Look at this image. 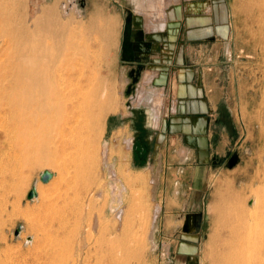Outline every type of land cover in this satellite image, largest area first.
<instances>
[{"label": "rangeland", "instance_id": "obj_1", "mask_svg": "<svg viewBox=\"0 0 264 264\" xmlns=\"http://www.w3.org/2000/svg\"><path fill=\"white\" fill-rule=\"evenodd\" d=\"M201 2L84 0L81 5V0H25L23 9L28 11L29 19L41 15L46 5L53 6L61 19L81 28L89 25L97 13L114 17L116 44L108 48L106 56L100 57L102 60L92 57L90 63L92 66L97 62L101 67L97 72L102 73L111 86L115 84L119 105L116 112L107 115L99 141V167L91 183L99 187L91 201L89 195L83 198L82 194L83 207L79 208L78 217L68 218L65 228L58 225L59 214L54 210L60 200L55 199L59 184L67 174L63 162L34 169L18 166L13 177L0 173V264H107L100 258L102 251L98 244L102 224L107 225L106 233L118 241L128 239L131 250L117 249L118 259L124 264H213L212 251L216 246L213 236L215 231H220V223L225 219L220 211L222 207L230 212L234 208L236 212L238 208H246L250 230L256 236L255 231L264 223V41L255 35L258 29L255 13L250 15L239 9L245 0H212L214 18L220 13L221 22H209L213 30L210 35L187 38V17L196 14L187 12L185 7ZM159 6L167 12L164 29H158L163 34L162 39L167 37V40L160 45L159 40L148 37L152 19L159 16ZM138 12L143 18L142 26L134 22ZM130 38L134 39L132 52L124 50ZM89 41L92 51H101V44L94 37ZM187 42L194 51L193 57L197 49H201L208 84L212 89L215 87L213 92L220 96L219 100L225 90L226 96L237 104L241 131L238 156L230 166L222 164L221 153L205 162L197 161L195 150L181 140L180 134L169 129L171 97L168 88L161 93L159 123L154 122L153 103L147 100L162 89L154 88L160 82L157 77L151 83L144 80L150 69L170 64L179 70L178 64H190V51H186V47L181 51V44ZM133 67L137 69L135 78L131 74ZM172 67L159 69L163 76L160 80H168ZM142 92L148 97L138 103ZM134 107L139 117L144 118V133L149 140L148 154L143 161H138L133 149ZM0 129L1 143L4 137ZM118 130L121 134L117 136ZM46 169L53 176L43 182L40 174ZM123 171L133 177L130 174L124 177ZM33 187L37 196L30 199L27 195ZM229 195L240 198L234 201L235 198H227ZM257 196L262 199L260 208L255 205ZM122 212L129 213L132 220L127 229L122 224ZM231 219L235 224L240 222L238 218ZM20 225L21 230L16 235L15 230ZM251 255L254 261L263 260L264 248Z\"/></svg>", "mask_w": 264, "mask_h": 264}, {"label": "bare ground", "instance_id": "obj_2", "mask_svg": "<svg viewBox=\"0 0 264 264\" xmlns=\"http://www.w3.org/2000/svg\"><path fill=\"white\" fill-rule=\"evenodd\" d=\"M24 2L0 0V128L4 137L0 143V173L13 177L17 174L18 166L34 169L40 165L63 162L67 174L60 182L55 198L60 200L57 206L53 204L56 206L55 214H59L55 216L58 225L65 228L68 218L78 214L84 204L83 198L89 195L91 201L99 187L94 186L95 183L91 184L96 179L98 169L99 141L105 130L107 115L118 110L115 84L111 86L102 73L97 72L101 68L97 62L92 66L90 63L92 57L97 60V57L106 56L104 54L108 48L116 44V20L113 16L97 13L89 25L81 28L77 24L72 25L73 22L69 20L61 19L56 15L54 7L49 5L43 7L41 15L29 19L28 11L23 9ZM197 6L191 3L187 8L196 11L202 7L206 9L204 3ZM211 6L213 10L215 6L212 2ZM239 9L250 15L255 13L258 25L255 35L264 41V0H245ZM166 18L167 12L159 6V16L152 19L149 25L152 26L151 30L155 32L164 29ZM134 19L136 26H142L143 18L139 12ZM153 34L151 36H160ZM90 37L101 44L100 52L90 49ZM153 75L154 72L150 71L144 82L147 83ZM159 93L151 97L155 106V119H158V106L162 100V91ZM116 133L117 136L121 134L119 130ZM121 173L124 177L130 174L124 171ZM76 195L78 199H75ZM227 198H235L236 201L240 197L229 195ZM254 201L256 207L262 206L260 197L257 196ZM125 209L122 208L123 211ZM238 210L240 213L236 212V208L231 212L227 207L220 208L225 219L219 222L220 231H215L213 236L216 243L212 251L213 264H264V259H250L254 251L264 248V223L255 231L254 237L247 209ZM121 214L122 224L127 229L132 220L129 213ZM231 218H238L240 222L235 224ZM107 230V225L102 224V233H99L98 239L102 251L100 258L107 264H124V261L118 259L117 249L131 250L128 239L118 241L115 236L108 235ZM222 230L227 233L224 234Z\"/></svg>", "mask_w": 264, "mask_h": 264}, {"label": "crops", "instance_id": "obj_3", "mask_svg": "<svg viewBox=\"0 0 264 264\" xmlns=\"http://www.w3.org/2000/svg\"><path fill=\"white\" fill-rule=\"evenodd\" d=\"M211 2V0H202L200 4H206V9L203 10L202 7L199 11L185 7L187 12L196 14V16L187 17V38L193 40L195 37L202 38L210 35L213 30L210 29L209 22L213 20L214 24L217 17L218 21L215 22H221L220 13L215 18L214 12L211 13ZM212 28L214 29V26ZM230 29L229 27V34ZM181 45V51L186 47V51L192 54L190 64H176L180 66L179 70L178 67L170 64L159 66L157 70L150 69L154 72L151 82L156 77L160 81L154 88L162 89V92L168 88L170 92L169 129L176 132V135L180 134L181 140L195 150L197 161L205 162L221 153L222 164L230 166L234 157L238 156L237 144L241 131L237 104L232 102L229 95L226 96L225 90L222 91L221 100H219L220 96L217 97L218 94L213 92L215 87L212 89V86L208 84L209 77L206 76L201 49H197L196 57H193L194 51L189 43ZM154 56L159 57V55ZM172 61L174 62L173 59ZM169 66L173 67L170 68L168 80H160L162 76L160 70L163 71Z\"/></svg>", "mask_w": 264, "mask_h": 264}, {"label": "flooded vegetation", "instance_id": "obj_4", "mask_svg": "<svg viewBox=\"0 0 264 264\" xmlns=\"http://www.w3.org/2000/svg\"><path fill=\"white\" fill-rule=\"evenodd\" d=\"M151 31L152 32L148 34V36L150 35L149 36V40H151V39L152 40H159V44H162L161 41H166L167 40V37L162 39L163 34L160 31L159 32H157L158 30H155V32L153 30H151ZM153 33L154 34H160V36L156 37ZM151 34H153L154 36H151ZM145 40H147V39H145ZM133 41H134V39L130 38L129 43H127V46H126V48H124V50L132 52L133 51V47H134ZM131 74L135 78L136 74H137V69H135L133 67V70L131 71ZM151 80H152V78L147 83H150ZM140 96H142V98L140 99V101L138 100L139 101L138 103L145 102L144 100L147 99V96H143V93H141ZM149 99L147 101L153 102L151 97H149ZM153 108H155L154 104H153ZM133 109H134V111H133V114H132V120L131 121H132V124L136 127L135 128L133 149H134V153H135V156L138 159V161L139 160L143 161V160L146 159L147 154H148L149 140L145 137V133H144V129H145V127H144L145 124L143 123L144 118H142V116L139 117V111L137 109H135V107ZM159 116H160V114H159ZM159 116H158V119H155V117H154L155 124L159 123L158 122L159 121Z\"/></svg>", "mask_w": 264, "mask_h": 264}, {"label": "water", "instance_id": "obj_5", "mask_svg": "<svg viewBox=\"0 0 264 264\" xmlns=\"http://www.w3.org/2000/svg\"><path fill=\"white\" fill-rule=\"evenodd\" d=\"M81 5H84V0H81ZM52 176H53V173H52L50 170L46 169V170H44V171L41 172V174H40V179H41V181H43V182H47V181L50 180V178H51ZM35 196H37V190H36L35 187H33V188L29 191L27 197L31 199V198H33V197H35ZM20 230H21V225L18 226V228L15 230V234H16V235L19 234Z\"/></svg>", "mask_w": 264, "mask_h": 264}]
</instances>
